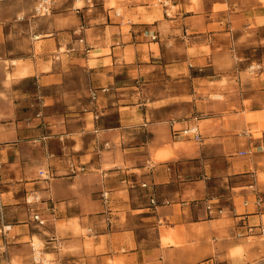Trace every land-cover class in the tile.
<instances>
[{"label":"crops","instance_id":"0c3cea01","mask_svg":"<svg viewBox=\"0 0 264 264\" xmlns=\"http://www.w3.org/2000/svg\"><path fill=\"white\" fill-rule=\"evenodd\" d=\"M78 1L0 0V264H264V2Z\"/></svg>","mask_w":264,"mask_h":264},{"label":"built area","instance_id":"2783aa9c","mask_svg":"<svg viewBox=\"0 0 264 264\" xmlns=\"http://www.w3.org/2000/svg\"><path fill=\"white\" fill-rule=\"evenodd\" d=\"M86 3L88 4H93V0H85ZM174 0H159V5L162 7V9L164 10V12L166 13L167 16H169V10L171 5H173ZM55 4V0H40L37 3V6L35 7V13L37 16H48L51 14V12L53 11V7ZM153 40H155V38H152ZM252 71H255L254 68H251ZM254 69V70H253ZM93 98H95V94L92 95ZM180 135H182L184 138L193 141L195 143H200L202 140V136L200 134V130H199V126L197 124L192 125L191 127L180 131ZM241 155H245V153H242ZM2 166L0 165V237L3 240L4 246L3 248H0V252H4L5 253V247L8 244V235L10 234V232L12 231V225L8 223L7 220V214H6V206L3 202V190H4V182H3V176H2ZM43 175V173H41V176ZM51 178L50 174H46L45 176V180L49 181ZM144 187H146L144 185ZM102 199L105 202H108L109 200V196L108 193H102ZM41 200L37 195L34 196H30V197H26L25 203L28 207L38 204L40 203ZM151 203L153 206L157 205V202L152 199ZM32 211V210H29ZM208 211L210 213V215H213L215 217H222L225 215V212L223 211V209L220 208H214L212 206L208 207ZM31 221L36 223L38 226L40 227H45L47 224V221L45 219L42 218V216L37 213V212H33L32 214V218ZM253 231H254V227H249L247 230V237L249 236H253ZM259 235L264 237V226H260L259 227ZM242 235H239L238 237H241ZM37 251H41V250H36V248L34 246H32V261L34 264H59V262H57L56 260L54 261H49V262H45L42 258L41 255H39L37 253Z\"/></svg>","mask_w":264,"mask_h":264},{"label":"rangeland","instance_id":"374dc122","mask_svg":"<svg viewBox=\"0 0 264 264\" xmlns=\"http://www.w3.org/2000/svg\"><path fill=\"white\" fill-rule=\"evenodd\" d=\"M23 1H34L33 3H31L30 13L28 14V16H26L24 12H21V13L15 18L14 21H18L19 23H22L23 21H28L29 19L34 20V19H38V18H41V17H46V16H37L36 13H35V7L37 6V3H38L40 0H15V2H23ZM79 1H80V2H79ZM79 1L76 3V7H78V8H80L79 3H81V6L84 5L83 0H79ZM152 5H153L154 7H156V8H157L158 10H160V11H164V10L162 9V7L159 5V0H154ZM174 10H175V9H173V5H171L170 10H169V14L172 15V13H173ZM53 11H54V7H53ZM53 11L51 12V14L53 13ZM51 14H50V15H51ZM121 14H122V12L119 10V12H117V15H121ZM20 15H23V18H22V19L19 18ZM50 15H48V16H50ZM9 64L13 65V63H11V62L6 63V65H9ZM20 64H21V63H20ZM20 64H17L16 66H18V65H20ZM255 71H256V70H255ZM255 71H252L250 74L255 73ZM162 230H163V232H165V228H162ZM41 242H42V241H41ZM33 243H34V242H32V243L30 244V248H29L30 252H29V257H28V259H27L28 264H34L33 261H32V246H33ZM42 243H43V246H42V253H43L44 255H46V244H45L44 242H42ZM252 244H254V243H252ZM261 251H262L261 257H263L264 252H263V250H261ZM44 255H43V258L45 257ZM45 259H47V260H49V261H54V260H56L55 257L52 256V255L46 257ZM258 260H260V257H259ZM56 261L59 262L58 260H56ZM115 263H118V261H116Z\"/></svg>","mask_w":264,"mask_h":264},{"label":"bare ground","instance_id":"6f19581e","mask_svg":"<svg viewBox=\"0 0 264 264\" xmlns=\"http://www.w3.org/2000/svg\"><path fill=\"white\" fill-rule=\"evenodd\" d=\"M259 1L264 2V0H259ZM79 2H80V1H79ZM79 5H80V8H82L81 3H79ZM19 18L22 19V18H23V15H20ZM17 64H20V62H18V61H14V62H13V65H17ZM18 66H19V65H18ZM23 74H25V73H22L21 75H23ZM165 241H166V240H165ZM33 242H34V243H33V246L36 248V250H41V249H42L43 243H42L40 240H38V239L35 238ZM166 242H170V241L167 240ZM37 253H38L39 255H41V258H42L45 262H49V260H47V259H45V258L48 257V256H50V255H48V254L44 255L41 251H37ZM241 254H242V249H241V248H237L235 251H233V256H234V257H239V256H241ZM43 255L45 256L44 258H43Z\"/></svg>","mask_w":264,"mask_h":264}]
</instances>
